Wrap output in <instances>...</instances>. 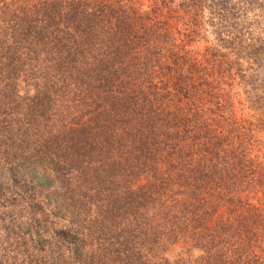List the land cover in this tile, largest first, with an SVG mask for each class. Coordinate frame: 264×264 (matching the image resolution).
Wrapping results in <instances>:
<instances>
[{"label": "trees", "instance_id": "1", "mask_svg": "<svg viewBox=\"0 0 264 264\" xmlns=\"http://www.w3.org/2000/svg\"><path fill=\"white\" fill-rule=\"evenodd\" d=\"M262 6L0 0V173L48 207L0 264H264Z\"/></svg>", "mask_w": 264, "mask_h": 264}, {"label": "rangeland", "instance_id": "2", "mask_svg": "<svg viewBox=\"0 0 264 264\" xmlns=\"http://www.w3.org/2000/svg\"><path fill=\"white\" fill-rule=\"evenodd\" d=\"M261 9L264 12V6ZM16 178L0 173V255L43 254L48 236L46 201L41 195L44 202L35 204L32 191L19 190L21 180Z\"/></svg>", "mask_w": 264, "mask_h": 264}]
</instances>
